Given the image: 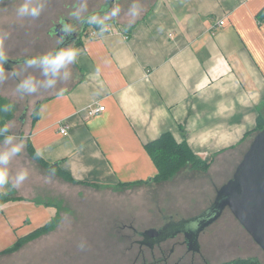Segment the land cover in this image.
<instances>
[{"label": "crops", "instance_id": "obj_1", "mask_svg": "<svg viewBox=\"0 0 264 264\" xmlns=\"http://www.w3.org/2000/svg\"><path fill=\"white\" fill-rule=\"evenodd\" d=\"M108 1L34 0L43 7L33 18L17 17L22 0H0V51L10 59L54 54L60 41L52 32L55 24L63 19L79 22ZM111 4L121 8L120 14L106 18L109 10L98 19L118 31L88 25L63 48H75L78 55L59 73H45L43 66L26 62L11 70L3 64L0 83L3 80L5 86L0 96L27 103L22 120L25 140H13L25 147L9 168L16 174L28 171L27 179L15 188L19 199L0 206V232H8L1 235L4 241L14 243L22 233L59 215V207L49 203L57 200L55 194H42L47 203L27 196L38 194L34 185L41 180L42 188L50 176L46 169L32 165L29 143L77 185L131 186L155 182L159 166L148 145L171 134L208 163L207 171L186 164L173 178L162 181L157 193L152 192L158 194L159 205L171 211L189 208L179 201L214 200L264 123V0H114ZM134 4L138 15L129 23ZM78 9L79 18L73 15ZM16 19L34 24L20 26ZM28 40L30 49L16 47V42ZM30 76L37 82L31 93L18 87ZM48 80L54 83L49 85ZM98 105L105 110L88 118L86 110ZM63 125L68 134L61 132ZM71 182L69 187L77 186Z\"/></svg>", "mask_w": 264, "mask_h": 264}, {"label": "rangeland", "instance_id": "obj_2", "mask_svg": "<svg viewBox=\"0 0 264 264\" xmlns=\"http://www.w3.org/2000/svg\"><path fill=\"white\" fill-rule=\"evenodd\" d=\"M91 5L100 6V4ZM82 6L88 9L87 6L90 4H82ZM16 22H19L20 26L24 22L27 26L34 24L27 20L21 23L20 19H16ZM31 46L32 42L29 40L24 43L16 42V47L22 49L25 47L30 49ZM8 75L9 78H5H8L7 82H11L13 78L10 74ZM0 78L3 76L0 75ZM2 81L0 88L2 85L5 86ZM14 104L16 108L12 117L6 120V123L10 125L6 135H14L15 139L24 141L22 115L27 108V103L20 100L19 103L14 102ZM3 139H0V150L6 147ZM28 147L27 144V150ZM30 157L32 165L46 169L50 176L47 181L42 182V188L41 180L34 185L38 194L32 192L27 196L32 194L36 196L38 202L47 203L45 199H42V194L46 195L50 192L55 194L54 198L57 200L49 203L59 207V221L48 233L27 242L18 251L0 255V264H142V256L139 252L143 250L148 254L149 250L146 248L148 246L144 244L142 248L135 242L140 239L141 235L139 236L131 226L139 232L151 227L158 228L164 223L166 214L175 213L174 217L178 220L188 218L198 215L214 201H179L180 205L185 204L189 208L170 211L165 205L160 206L158 194L152 193L158 192L157 186H160L162 181H155L152 184L111 187L89 183L77 185L71 182L77 186L69 187L67 185L69 180L57 168L45 167L31 155ZM179 160L173 151L171 155L164 158L163 164L165 161L170 168H174ZM9 170L10 183L5 187H0V192H12V195L15 193L17 195L20 191L12 187L11 182L15 179L16 173L13 168ZM162 170L164 171L163 168ZM182 213H187V215H182ZM190 213L194 215H188ZM7 234L8 232H0V248L2 245L4 249L14 245L18 238L24 235L22 233L14 243H10L7 240L4 241L1 236ZM183 239V236H178L176 239L167 241L163 246L170 247ZM200 245L201 253L196 255V264H224L240 258H254L260 264H264V250L254 241L229 208L201 234ZM186 249L185 246L177 243L172 258H178L186 252ZM138 256L139 259L136 260ZM189 259L190 257L187 256L183 261L187 263Z\"/></svg>", "mask_w": 264, "mask_h": 264}, {"label": "water", "instance_id": "obj_3", "mask_svg": "<svg viewBox=\"0 0 264 264\" xmlns=\"http://www.w3.org/2000/svg\"><path fill=\"white\" fill-rule=\"evenodd\" d=\"M113 1L110 0L111 3ZM109 10L107 6L97 13L102 15ZM66 21L63 19L53 28V34L56 33L61 38L56 52L71 45L77 38V35L71 37L63 31ZM38 57L41 56L7 58L4 68L11 70L17 64ZM25 116L22 115V120ZM227 208L264 250V128L254 136L233 176L217 189L216 197L209 207L198 215L179 220L173 215L166 214L164 216L166 222L161 227H151L139 232L143 237L141 243L154 247L183 234L189 249L198 252L201 250L200 235L215 223Z\"/></svg>", "mask_w": 264, "mask_h": 264}, {"label": "clouds", "instance_id": "obj_4", "mask_svg": "<svg viewBox=\"0 0 264 264\" xmlns=\"http://www.w3.org/2000/svg\"><path fill=\"white\" fill-rule=\"evenodd\" d=\"M43 7V4H35L34 0H22L21 3H19L18 7L16 8V15L17 17H24V16H31L33 18L38 17L40 15L41 9ZM80 9H78L76 12L73 13L74 16L79 18ZM121 12V8L119 6H115L110 9V11L107 13L106 18H115L117 17ZM132 19L129 21V23H132L136 16L138 15L137 6L134 4L130 10ZM84 22L89 24H101L103 26V30L107 31L109 29V26L106 24H103V21L99 20L97 16L90 15L84 18ZM63 31L65 33H71L73 31V28H71L69 25L65 24L63 26ZM78 50L75 48H66L62 49L56 53H48L38 58H32L26 61V64L28 66L32 65H41L43 66V71L45 73H52L56 74L59 73L61 68L66 67L68 64L72 63L73 60L77 57ZM7 60V56L5 53L0 51V75L3 74L4 68L3 64ZM47 83L49 85L53 84V80H48ZM37 82L34 81V79L30 76L26 79H24L20 85H18L19 88H23L26 92H34L36 90ZM10 106H5L4 111H8ZM10 125L5 124L3 127H0V136H3V144L6 146L4 150H0V187H5L9 185L11 175L9 170V164L12 161V159L16 156H18L22 150L24 149L25 145L23 142H18L13 144V140L15 139L14 135H4L5 133L9 132ZM43 153L40 150H37L36 156L40 157ZM28 177V171L22 170L19 173L15 175V183L12 185V187L19 186L23 181H25Z\"/></svg>", "mask_w": 264, "mask_h": 264}, {"label": "trees", "instance_id": "obj_5", "mask_svg": "<svg viewBox=\"0 0 264 264\" xmlns=\"http://www.w3.org/2000/svg\"><path fill=\"white\" fill-rule=\"evenodd\" d=\"M90 15L97 16L98 13L97 11H93L89 13L87 16ZM103 24H106V22H103ZM93 25L94 27H96V29H100L103 27L101 24H93ZM5 106H10L8 111H4ZM15 106L16 105L12 103L9 99L0 96V127H3L6 124V120L12 117L14 109L16 108ZM263 128H264V123L261 121L258 127V131L262 130ZM4 135H6V133ZM2 138L4 137L1 136L0 139ZM28 145H29L28 147L29 154L40 164H42L45 167L57 168V170H59L60 172H62V174H64L67 180L76 182L75 179L70 174L63 171L58 164L49 163L42 156L37 157L36 156L37 150L30 143ZM148 147L151 153L153 154L155 161L157 162V165L159 166V175L155 179V181H164L169 179L171 176H173L177 171H179L183 166H185L188 163H190L196 169L202 171L208 170V163L199 160L186 142H183L182 144H178L171 134H165L160 139L150 143ZM173 151L175 154H177V158H179L180 160L174 168H170L169 164L165 163V161L163 164V160L164 158H167L168 155H171ZM162 168L164 169V171L162 170ZM12 194H13L12 192H7V193L0 192V206L4 205L5 203L11 200L19 199L18 197L13 196ZM58 221H59V215L51 219V221H49L45 225L36 228L35 230L31 231L28 234L20 236L14 245H11L5 249L0 250V255L14 253L18 251L27 242L36 239L45 233H48ZM224 264H260V263L258 262L257 259L254 258H250V259L240 258V259L231 260Z\"/></svg>", "mask_w": 264, "mask_h": 264}, {"label": "flooded vegetation", "instance_id": "obj_6", "mask_svg": "<svg viewBox=\"0 0 264 264\" xmlns=\"http://www.w3.org/2000/svg\"><path fill=\"white\" fill-rule=\"evenodd\" d=\"M112 5L113 4H111L110 3V0H109L106 4H102V7L99 8L98 10H96V11H100L103 8H106L107 6H109V8L111 9L112 8ZM86 16H84L83 18H81L79 20V22L78 21H73L72 22L71 20H67L66 23H64V25L67 24L71 28H73V31L70 34L68 33L71 37H73L74 35L79 36V33H81L82 31L84 32L87 29L88 25H90L89 23L84 22V18ZM98 16H100V15H97V17ZM55 35H56V33H55ZM56 36L59 38V40H60L59 43H60L61 42V38L58 35H56ZM165 222H166V220L164 218V223ZM131 227H132V229L136 233L139 234V231H137L134 226H131ZM139 236H140V234H139ZM178 236H183V238H184V235L183 234L182 235H178ZM177 237L172 238V239H176ZM142 239H143V237L140 236V239L139 240H136L135 242H137V244L141 245V247L143 248V245L144 244L141 243L142 242ZM172 239H169V240H172ZM169 240H167V241H169ZM167 241H164V242H162L160 244H157L154 247H149L148 245H146V246H148L146 248L149 250V253L147 254L146 253L147 251H143V250H141L139 252L140 253L139 255L142 256L141 257L142 258V264H196V262H197L196 255L197 254H200L201 253V250L198 251V252L197 251L190 250L189 249V246H188V243L185 241V238L182 241H177L176 243H174L170 247L163 246V244L166 243ZM177 243H179L180 245L185 246L187 249H186V252L185 253H183L182 255H180L178 258H174L173 259L172 258V255L175 252V246L177 245ZM187 256H189L190 259L186 263V261L184 262L183 260ZM138 259H139V256L137 257L136 260H138Z\"/></svg>", "mask_w": 264, "mask_h": 264}, {"label": "built area", "instance_id": "obj_7", "mask_svg": "<svg viewBox=\"0 0 264 264\" xmlns=\"http://www.w3.org/2000/svg\"><path fill=\"white\" fill-rule=\"evenodd\" d=\"M219 24L220 25H223L224 24V21L223 20H221L220 22H219ZM95 30V29H94ZM102 30H103V28H102ZM108 30H111V31H113V32H117L118 30H117V28L115 27V26H109V29ZM99 30H96V31H94L93 33H97ZM106 32V31H105ZM127 37H128V35H127ZM105 110V106H100V105H98V106H90L87 110H86V114H87V117L89 118V117H92V116H95V115H97V114H99L100 112H103ZM61 132L63 133V134H68V128H67V126H61Z\"/></svg>", "mask_w": 264, "mask_h": 264}]
</instances>
